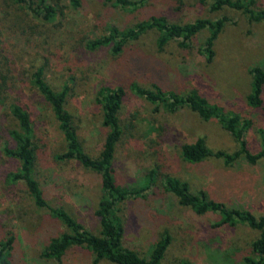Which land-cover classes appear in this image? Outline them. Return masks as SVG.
I'll return each instance as SVG.
<instances>
[{
	"label": "rangeland",
	"instance_id": "1",
	"mask_svg": "<svg viewBox=\"0 0 264 264\" xmlns=\"http://www.w3.org/2000/svg\"><path fill=\"white\" fill-rule=\"evenodd\" d=\"M132 1L135 6L121 8L104 0H79L78 8L65 7L62 15L46 23L27 16L24 8L0 0V63L10 72L9 83L22 89L23 99L38 117L36 124L40 123L34 178L48 206L62 208L85 230L98 233L93 212L100 197L99 177L74 161L56 160L63 153L62 137L31 85L30 75L41 68L44 81L53 90L67 88L65 110L90 157L97 156L106 133L96 94L101 88L120 87L124 94L118 112L122 135L113 158L114 178L120 186L139 188L147 172L156 174L148 190L119 205L116 213L121 219L122 246L146 259L166 231L170 243L160 264H180L182 260L189 264H246L245 258L256 260L251 243L259 237L258 231L239 221L220 224L217 213L196 215L164 190V179L185 183L191 194L202 192L225 210L245 211L258 218L264 216V159L254 165L242 158L229 165L221 159L182 161L180 145L200 135L210 151L232 154L237 145L216 121H202L187 108L168 113L134 89L153 91L156 86L182 97L196 91L222 114L250 121L244 140L249 152L257 153L264 137V87L260 108L249 107L245 97L248 70L264 65V23L249 22L229 9L211 12L199 0ZM253 1L251 11L264 10V0ZM152 16L177 25L196 19L226 21L213 43L209 62L200 54L207 31L194 36L187 48L179 40H170L159 49L155 43L158 35L150 31L125 44L118 55H111L109 47L87 49L89 42L108 36L109 29L124 30ZM3 110L0 106V150L8 142L9 132L17 128ZM15 164L0 151V242L12 238L4 253L6 264H92V253L82 247L68 248L59 261L42 257L51 239L68 231L46 209L34 207L20 183L6 184L4 175ZM97 264L110 263L101 260Z\"/></svg>",
	"mask_w": 264,
	"mask_h": 264
},
{
	"label": "trees",
	"instance_id": "2",
	"mask_svg": "<svg viewBox=\"0 0 264 264\" xmlns=\"http://www.w3.org/2000/svg\"><path fill=\"white\" fill-rule=\"evenodd\" d=\"M113 6L128 8L135 6L132 0H104ZM208 6L211 12L229 9L239 12L249 22H263L264 10L251 11L253 0H199ZM14 6L24 8L27 16L33 20L52 22L56 16L62 15V9L79 7V0H8ZM22 7V8H21ZM6 19V18H5ZM4 19V20H5ZM226 19L215 21L196 19L191 23L177 25L167 22L162 16H152L146 21H140L130 28L119 30L109 29L108 36L89 42L88 50L99 47H109L111 55H118L123 46L137 40L146 32L154 31L158 37L156 47L161 49L170 40H179V45L188 47L190 40L201 31H207L200 54L209 62L213 57V43L221 33ZM1 35V34H0ZM0 106L5 107L4 112L16 122V130L9 132V139L1 148L3 156L15 162V168L7 171L4 181L9 186L19 184L24 188L26 196L37 209H46L48 215L58 220L68 233L51 239L45 248L42 257L59 261L65 251L70 247H82L92 253V264L105 260L110 264H160L161 259L170 243V236L165 231L159 236V240L152 247L146 259L140 258L135 252L125 249L121 244L122 225L117 215L119 205L126 199L137 198L148 190L154 183L156 174L151 170L144 176L143 184L139 188L123 187L118 185L114 178L112 167L115 148L119 142L122 129L118 120V112L123 100V90L101 88L95 97V102L100 108L101 125L106 129L102 139L100 150L96 157L88 156L77 138L71 116L65 110L67 88L53 90L43 79L41 68H36L30 75V83L47 108L56 129L62 137L63 153L56 156V160L62 162L74 161L81 168L97 175L100 180V197L93 212L98 220L99 231L93 234L85 230L77 221L69 216L60 207H50L34 178V166L38 143L36 113L23 99L22 89L9 83L10 72L2 68L0 63ZM4 70V72L2 71ZM250 76L249 92L245 97L246 104L251 108H260L262 105L261 93L264 87V65L251 67L248 70ZM10 80V79H9ZM135 93L149 103L160 104L168 113L180 108H187L200 120H214L220 128L226 132L236 143L237 150L232 154L217 150L210 151L204 138L200 135L192 142L184 143L179 147V156L187 163H198L205 159H221L225 165H229L237 158H242L249 165L264 159V137H261V149L251 154L244 140V132L250 127V121L241 119L238 115H224L222 110L208 104L196 91H190L186 96H179L173 92H164L153 86V91L135 88ZM35 119V120H34ZM164 190L176 199L178 205L188 207L196 215L217 213L221 217L220 224L233 225L235 222H243L249 228L259 232V237L251 243V252L257 258H245L246 264H263L264 258V216L255 218L250 213L237 210H225L220 204L209 201L202 192L191 194L185 183L171 178L164 179ZM12 238H6L0 242V263L6 264L5 255L10 248ZM180 264H189L182 260Z\"/></svg>",
	"mask_w": 264,
	"mask_h": 264
}]
</instances>
